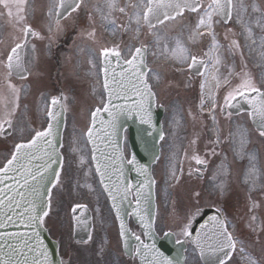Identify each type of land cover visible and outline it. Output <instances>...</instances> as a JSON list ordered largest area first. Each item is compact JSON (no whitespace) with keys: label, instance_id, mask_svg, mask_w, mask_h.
I'll list each match as a JSON object with an SVG mask.
<instances>
[{"label":"snow or ice","instance_id":"obj_1","mask_svg":"<svg viewBox=\"0 0 264 264\" xmlns=\"http://www.w3.org/2000/svg\"><path fill=\"white\" fill-rule=\"evenodd\" d=\"M27 6L28 0H0V8L5 10L0 14L13 19V27L19 33L0 53V76L6 89V92L0 91V139L7 141L11 137L13 140L8 155L0 165V264H71L70 259L58 256L57 250L49 249L43 235L50 231L45 225L54 214V205L58 203L55 194H60L64 187L61 173L66 171L65 154L60 151L64 146L57 140L62 115L57 106L65 107L61 103L64 98L52 97L45 109L46 127L31 128L23 122L22 114L19 113L22 88H17L12 80L13 77L26 80L30 75L26 64L31 63L27 59L31 38H47L51 41L54 35L58 36L64 31L66 24L62 21L71 20L72 26L76 28L85 17L88 25L85 34L93 40L96 37L97 18L112 35L129 37V42L121 39L119 43L102 45L98 50L97 59L103 73L102 87L106 99L102 94L101 106L91 111V123L84 134L87 143L92 145L91 159L96 162L95 173L99 176V184L111 200V210H114L115 219L119 222L118 235L122 241L123 254L133 264H188L184 254L189 251L187 246L190 245L192 255L198 258V264H232L236 257L239 258V264H264V237L260 235L264 233V226L258 224L259 217L256 214L260 203L253 201L248 207L251 214L248 227L257 237L250 241L253 251H249V245L234 234L235 226L230 224L219 207L216 208V215L208 217L200 224L199 230H194L197 217L203 215L201 193L198 191L193 193V202L179 216L174 227L166 231L158 229L156 215L151 211L152 190L156 180L134 155L126 157L114 139L120 131V117L133 114L141 125L148 126L143 129L147 136L153 135L155 126L151 108L157 98L153 89L160 82L161 74L148 66L149 53L157 59L174 61L179 65L174 69L177 72L194 70L202 78L199 110L203 114L207 107L208 116L214 125L217 123V110L231 117L233 112L229 109L239 113L243 102L248 106L247 115L255 125L259 138H264V75L258 84L247 71L245 53L247 49L248 56L258 57L260 63L257 67L264 68V8L256 0L251 4L246 0H124L123 4L121 0H103V3L94 4L89 11L86 0H48L43 13V18L47 19L48 35L45 37L28 23ZM117 14L127 17V21L118 22ZM31 15L35 21V9ZM229 22L239 26L240 35L245 40L243 45L238 39L229 40V34L235 36L231 28L226 29L224 37L229 40L228 44H221L216 26H226ZM170 24L179 28L174 35L166 31ZM257 29L262 33L259 36L256 35ZM205 40L208 41L207 45L204 44ZM35 47L32 43L33 52ZM194 48H199V51H193ZM236 55L241 57L242 72L228 70L225 76L221 69L229 57L234 58ZM234 75L239 76L240 83L227 91L223 103H218L213 89L230 85L229 77ZM104 114L107 115L106 120ZM173 123L178 125L179 121L174 120ZM26 131L28 135H25ZM229 135L233 137L236 154L241 159L245 156L248 158L245 182L250 184V190H255L261 174L256 167L258 155L246 150L248 132L238 128ZM159 139H165L163 131H160ZM198 139L197 136L189 142L193 151L191 155L185 151L184 156L197 166L190 168L188 175L203 179L208 162L195 150ZM98 140L101 143L106 141L105 146H112L114 152L104 153ZM220 143L222 141L217 135L212 141L211 155H217L215 149ZM75 144L73 141L69 148V169L72 155L81 151ZM158 158L153 157L154 160ZM76 162L81 169L86 163L83 156H77ZM125 165L143 176L144 180L138 183L125 181ZM177 171L180 175H177ZM227 174L222 163L219 170L208 177L213 191L221 196L227 190L226 180L221 177ZM182 175V166L179 169L171 166L168 179L173 183L170 186L178 184ZM76 187H87L92 191L87 183H77ZM260 187L264 188V185ZM125 202L130 206L134 202L131 211H123ZM86 213V204L75 203L71 206L74 225L88 232L86 239L77 242L85 246L93 242V226ZM125 216L138 224L139 233L131 229ZM160 233L178 246L176 255H166L158 246ZM256 248L259 249V255L254 254ZM96 255L100 257L96 264H102L104 243L100 244Z\"/></svg>","mask_w":264,"mask_h":264},{"label":"rangeland","instance_id":"obj_2","mask_svg":"<svg viewBox=\"0 0 264 264\" xmlns=\"http://www.w3.org/2000/svg\"><path fill=\"white\" fill-rule=\"evenodd\" d=\"M247 2H249V0H246ZM262 8L263 5H262ZM250 11V10H249ZM36 16V20L34 21L33 18L31 19V22L33 24H39L41 26H46V18H43V12L39 11L35 13ZM247 18V17H246ZM166 31H169L168 29H166ZM81 32V36L84 35V31L81 28L80 30ZM262 33H260L259 29L256 30V35L259 36ZM245 43L244 37L241 36V44L243 45ZM38 50V56H37V62L39 63V69L34 72L33 78H36L35 80H43L45 78V75L43 74V71L46 70L47 68L45 66H43L44 64V54L42 52H39ZM245 53H246V58L250 59L253 63H254V69L256 71V76H257V81L258 84L261 82V77L262 75H264V68L261 67H257V64L260 63L258 57L256 56H248L247 55V49H245ZM152 57V56H151ZM152 59H156V58H152ZM172 63H174V66H177L178 64H176L174 61H171ZM173 67L168 64V69L170 71H173ZM252 69V67H251ZM242 70H243V66H242ZM168 71V70H167ZM169 71V72H170ZM168 72H166V75L162 74L161 79H165V83L167 85H169L170 87L172 86V82L173 80L177 77V74H175L173 76V80L170 83L168 75ZM73 75L75 77H77L76 73H73ZM39 77V78H38ZM164 82V81H163ZM196 86V85H195ZM173 88V86H172ZM196 87L193 88V92L191 93V97L190 96H186L185 102L183 103V99L182 96H179L177 101H173L172 103H169V100H162L165 98V94L164 91L162 90L161 92V98L159 101L161 103H167L166 107L169 110V112L171 113L172 111L176 110L175 114H167V117L165 119V123H166V129L168 132H170V129H173L172 125H175L173 123L174 120L179 119V124L176 126L183 127L184 128V124L188 121L190 122H199L200 120H190L188 115H185V113H187L186 108H188V105H192L193 107H195L198 110V113L195 114H199L198 116H201V113H199V108H197V101L198 99H196L197 96V91L195 90ZM175 94L176 92H179L180 95H185V91L190 90V87L185 88V85L182 86H177L176 90L173 88ZM101 99L100 100H96L95 104L93 103L92 99V109L94 106H96V104L101 103ZM71 102V99L68 100ZM77 102L76 100H74L72 109H71V114L73 116L70 115L69 117V122H68V127L65 130V143H64V152H65V162L68 165L69 168V148L70 146H72L73 141L76 142L75 146L80 149L81 151L78 152L75 155H72L71 160H72V164H71V168L70 169H77L76 165H77V156H83L86 164L89 165L90 164V155H89V149L87 147L86 144V140H85V128H86V124H87V118L88 115H86V113H81L79 112L78 108H77ZM207 108V107H206ZM207 110V109H205ZM44 111V108L42 109V112ZM41 112V114H42ZM194 114V113H193ZM204 115V114H203ZM243 122H245L246 126L243 124ZM35 123L41 124L44 123V119L41 116L39 118V120L34 119V126L36 127ZM192 124V123H191ZM85 126V128H84ZM80 127V128H78ZM245 127H248L250 130V133L253 135L254 131L253 129L250 127V122L249 119L247 118L245 121H243V118L241 117L239 122L236 123V125L233 128H230V130L227 132H225L227 135H229V133H234L236 132V130L238 128L240 129H245ZM248 130V129H247ZM249 130L248 132V137L247 140L249 141L247 143V152H255L256 154H259V160L256 161V167L258 168L260 174H261V179L258 181V187L255 190H250V184L245 182L246 179V174L248 172V168H249V161L247 156H245L243 159H241L236 152L233 150L234 145L232 143V139L233 137L230 136V142L227 143V146L223 147L224 148V156H229L231 161H230V165L226 162H222L225 166V169L227 170V175H231L233 178H237V180L239 181V177H240V181H241V191L243 193H247L246 198L248 197V195L255 197L256 195L259 198V202L261 205V214L264 215V196H262V194L264 195V188H261V185H264V138L258 140L259 136L256 137L255 136V141H253L252 139H254V136L250 137L249 134ZM237 140L239 139V137L236 138ZM252 142L253 145H252ZM251 143V144H250ZM263 145V147L261 148V146ZM164 153H162V157L160 159V161L158 162L157 166H156V170H155V174L158 180V199H159V219H158V229L160 228H167L169 229L170 227H174V224L176 222V220L179 218L180 215L183 214L184 208H187L189 206V202L185 201L184 199H178L176 202H173L172 204L170 203V201L168 200L170 193H168V187L167 184L170 182V180L168 179V175H169V170L171 166H177V154L179 155V149L180 147H171L170 144L168 143H164ZM171 147V149L169 148ZM257 150H255V149ZM175 151L176 153H174V158L171 157V153ZM258 152V153H257ZM219 160V159H216ZM66 164H65V169H66ZM240 166L237 167L238 170L241 169L240 174H238V172L236 171V167L233 166ZM166 165L168 166L169 169H165ZM218 167V163L215 164L216 168ZM90 169V168H89ZM91 170V169H90ZM167 170V176L165 175V171ZM65 173V172H64ZM235 181V180H234ZM211 185L210 183L207 184ZM181 188V186L179 187V189ZM212 189V186L209 188ZM99 193V190L97 191ZM174 192H178L177 189L174 190ZM254 192H256V194H254ZM182 195V194H181ZM183 196V195H182ZM184 197V196H183ZM186 198V197H184ZM248 201V199H246ZM55 201L58 202L59 199H57L56 194H55ZM73 203H69L67 206H65V203L62 205V207L58 208V203H56L54 205V214L51 216V218L48 220V222L51 224L52 226V231L54 233V235L56 237L59 236H63L65 239V242L67 243L69 237L67 235H69L71 237V221H70V209H71V205ZM96 206V213H95V224H97V230H100V235H99V239L97 238V236H95L94 242H92V244H95V242H99V246L101 243H104L105 247H106V242H104L102 240V232L104 229V225L105 223H109V220H107L106 218L109 217L110 215V211L108 209L107 206V201L105 199V197L99 196L98 198V204L94 203ZM168 205V206H167ZM247 208V206H246ZM169 210H172L169 212ZM232 217V215H230ZM263 218V217H262ZM103 219H105L106 221H103ZM110 219V225H111V215L109 217ZM232 220L235 222L236 226L238 227V222L232 217ZM258 224H259V220H258ZM112 229H114L112 227ZM96 230V229H95ZM260 234H264V233H260ZM97 238V240H96ZM249 245L250 248L251 245ZM92 246V245H91ZM98 246V247H99ZM97 247V248H98ZM88 248V246L82 247V246H74V248L72 247V245L70 243H67V248H66V253L65 255V259L71 261V264H92V255L90 254V250H86ZM111 252V251H109ZM254 254H256L255 250H254ZM236 259L239 258L236 257ZM198 260L193 258L192 255H189L188 257V264H198L197 262ZM112 264H122L120 256L119 255H114L113 257V262Z\"/></svg>","mask_w":264,"mask_h":264},{"label":"water","instance_id":"obj_3","mask_svg":"<svg viewBox=\"0 0 264 264\" xmlns=\"http://www.w3.org/2000/svg\"><path fill=\"white\" fill-rule=\"evenodd\" d=\"M117 103H123L121 101H117ZM152 113H153V124L155 126V130L153 131V134L156 135V139L150 144L149 148H148V152L146 151V153L148 154V158H146L147 162L150 161L151 156H153V154L151 153L152 150L156 149V142L157 140H159V133H160V127H159V116H161V113H158L154 110V106L152 105ZM61 117V116H60ZM137 124L136 121V117L130 122V128L133 130L135 128ZM147 125H141V127H139L138 129H134L132 132V135L130 136V140H131V148L134 150L135 154L139 157L140 154L139 153H144L145 150H143L142 148H144V146L146 147L147 144H149V142L152 140V136H143L137 133L138 130H140L143 134H146L143 129L147 128ZM61 121L59 122V135L57 137L58 141H61V137H60V133H61ZM134 135H138L140 136V138L138 139H134ZM147 135V134H146ZM141 137L146 138L143 142L141 141ZM116 143L119 144L120 148L122 149V142H123V136H122V130L120 129L119 133H118V138L116 139ZM97 143L99 144V142L97 141ZM106 144V143H105ZM107 148H109L110 150H106L103 151L104 153H113L114 152V148L112 146H106ZM102 150V149H101ZM105 150V149H104ZM97 155L99 156V152L97 153ZM156 155H158L156 153ZM151 161H153V159H151ZM141 164V163H140ZM128 172H132V178L134 180V183H138V182H142L144 180L143 176L138 175L135 171L131 170V168L129 170H124V173H128ZM127 202H125L124 206L126 207ZM125 207L124 212H125ZM132 207V206H131ZM126 219V217H125ZM43 235L45 236V242L48 244L49 249L50 250H57V246L56 243L53 242L47 235V232L43 233ZM171 242V241H170ZM158 246L161 248L162 251H165L166 255H169V253L171 252V245L172 247H174V243L172 242V244L170 245V243L168 242H161V241H157ZM166 249L168 250V252L166 251ZM58 255V254H57Z\"/></svg>","mask_w":264,"mask_h":264},{"label":"flooded vegetation","instance_id":"obj_4","mask_svg":"<svg viewBox=\"0 0 264 264\" xmlns=\"http://www.w3.org/2000/svg\"><path fill=\"white\" fill-rule=\"evenodd\" d=\"M15 9H14V7H13V11H14Z\"/></svg>","mask_w":264,"mask_h":264}]
</instances>
